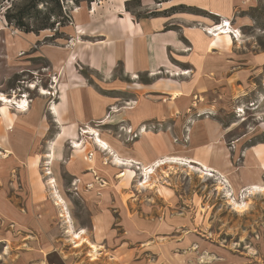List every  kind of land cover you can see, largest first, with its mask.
<instances>
[{
  "label": "rangeland",
  "instance_id": "374dc122",
  "mask_svg": "<svg viewBox=\"0 0 264 264\" xmlns=\"http://www.w3.org/2000/svg\"><path fill=\"white\" fill-rule=\"evenodd\" d=\"M12 1L5 0L0 7V92L27 98L30 110L21 113L0 102V200H15L14 206L7 205L0 211V264H264V192L247 197L245 187L235 186L226 175L235 196L246 197L247 210L238 211L226 191L217 189L214 177L201 176L186 166L164 165L151 179L153 185L143 187L142 170L112 165L106 152L98 154L97 167H85L82 158H91L98 149L87 141L82 151L72 147V140L82 138L84 127L91 125L113 149L119 145L125 154L131 151L130 145L141 136V130L150 131L155 138L166 133L171 139L167 154L182 156L185 152L181 149L189 145L190 130L185 125L180 128V118L188 115V122L210 118L220 127L231 129L222 141L232 151L233 173L260 165V182L264 183V0H235L226 19L189 4V0L126 2V8L137 18L162 17L165 30L181 35L192 28L200 32L201 40L209 39L213 35L205 26L224 20L235 30L228 37L231 48L213 49L218 51L214 58L204 57L198 65V84L196 76L171 77L168 70L160 75L162 82L171 78L180 85L194 83L190 106L201 100L211 104V110L205 113L195 106V111L190 107L157 113L159 116L143 122L144 127L131 122V100L162 101V93L148 88L129 92L127 82L133 85L134 81L120 82L116 73L108 80L125 85L119 93L100 84L106 82V76L77 64V71L95 92L88 90L82 95V111L71 99V64L67 61L71 38L75 35L81 42L82 36L85 44L92 40L75 28L77 11L82 6L95 10L98 0H60L62 14L51 20L44 19V14L31 20L50 21L55 27L32 32L6 22L4 11ZM40 6L45 11L47 5ZM206 19L208 24H204ZM177 66L183 68L179 63ZM141 76L139 79L147 82V77ZM64 85L69 91L63 104ZM43 87L53 94H41ZM177 91L179 95L173 100V96L163 94L174 109L176 99L186 95L183 90ZM52 105L60 110L62 122L52 115ZM4 110L7 124L2 119ZM74 125L77 128L72 133ZM52 144L55 161L46 165ZM255 151L261 163L252 159ZM47 167L53 171L75 228H85L87 237L103 246L99 260H91L86 243L75 248L66 233L62 209L48 193L51 185L50 176L45 174ZM123 170L127 175L121 178ZM48 195L49 201L39 198L48 199ZM44 215L55 232L53 238L39 241L42 234L29 225Z\"/></svg>",
  "mask_w": 264,
  "mask_h": 264
},
{
  "label": "crops",
  "instance_id": "0c3cea01",
  "mask_svg": "<svg viewBox=\"0 0 264 264\" xmlns=\"http://www.w3.org/2000/svg\"><path fill=\"white\" fill-rule=\"evenodd\" d=\"M127 1L128 0H98V7L95 10L91 7L84 8L82 6L80 10L77 11L75 28L78 29L79 33L87 34L92 40L90 43L85 44L81 35V42L76 41L77 37H75V35L71 38V54L68 56L67 61L71 64L70 79L71 99L73 100V104L80 109L82 106L80 105L82 95H87L88 90L95 92L93 86L87 83L85 76L77 71L76 65L78 64L89 67L95 73L97 72L102 76H106V82L100 83L107 88L106 90L110 91L115 88V92L119 93L122 88L125 87L122 83L113 84L109 82L108 79L111 78L112 74L116 73L115 78L120 82H122L121 79H130L134 81L133 85L127 82V90L129 92L137 88H139V90L148 88L150 92L162 93L160 96L164 97L162 101H154L149 98L131 100V104H133L132 108H126L131 110L129 116L134 126L139 127L143 125L144 127L146 124H143V122L150 121L159 116L157 113H161L162 115L174 112L175 110L180 111V109L183 111L190 107H192V111H195V106L196 110L207 113L211 110V104L199 100L197 104L194 101L193 105L190 106L193 92L196 88L194 83L180 85V83L178 84L176 81L171 80V78L168 79L167 82H162L160 75L165 72L167 73L166 70H168L170 76L173 77V72H178L179 70L182 72L189 69V71H187L188 74L183 75L181 73L175 76H179L183 79L196 76L194 80L198 84L200 81L197 74L199 69L198 65L203 63L204 57H207L209 60L214 58V53L218 51H214L213 49L231 48L228 37L215 39L211 36L209 39L201 40V34L197 29L190 28V31H185L186 35H181L172 29L165 30L164 18H137L133 11L126 8ZM234 2L235 0H189V4L205 9L212 15L222 16L224 19L231 15V11L234 9ZM191 16H193L192 18L197 17L196 15ZM199 21L203 23L201 19H199ZM208 23L206 19L204 24ZM78 26L80 27L78 28ZM177 63L183 68L177 66ZM187 64L190 66H187ZM117 70L121 71L119 75L117 74ZM155 72L161 73L155 74ZM135 74H139L138 77H134ZM141 75L147 77V82H143L139 79ZM208 78L211 79V75ZM163 79L165 80L166 78ZM63 89L64 104L69 88L67 85H64ZM177 90H183L186 95L176 99L177 109H174L170 105L169 97L172 96L171 94L177 93ZM131 92L134 93L133 91ZM88 94L91 93L89 92ZM163 94H168L170 96L168 97ZM105 101L109 102L107 99H105ZM6 110H4V117H1L7 124L5 117ZM80 111H82V108ZM54 116L57 117L58 121L62 122L60 110H58V114ZM188 117V115H185L183 118H180L182 124L180 128L182 129L183 125H185L189 126L190 130L189 145L187 149H181L185 152V156H182L197 158L202 162L205 161L204 163L215 169L216 172L225 174V176L229 175L231 181L237 187L244 188L251 183L260 182V165L254 166L251 164L252 167L243 168L239 174H237V172L233 173L234 170H232V168L234 169V167L231 166L232 159L230 157L232 151H230L222 141L223 137L230 132V128H222L219 123L212 121L210 118H196L188 122ZM88 127L92 126L88 125L84 128ZM75 128H77V125H74L72 128V133ZM140 133L141 136L130 145V147H132V149H130L131 151L125 154L122 147L119 145L115 146L114 148L116 150H114L123 158L132 159L145 166L152 165L157 159L170 156L167 154V151L171 148V139L166 133H164L161 138H155L156 135L148 130L145 132L141 130ZM86 139L85 142L87 141L88 145L97 148L92 139ZM262 150L264 151V149ZM97 152L102 154L99 150ZM256 152L257 151L252 153L254 154L252 159L258 160L259 163L262 159L259 155H256ZM88 160V156H85L80 162H82L85 167L96 166L95 162H89ZM91 167L89 169H91ZM48 193H50V191H48ZM48 193L45 192V194ZM39 198L43 201H49L50 196L48 195V199ZM14 201L15 200L10 198H8V201L3 200L2 202V200H0V211L5 209L7 205L14 206ZM29 227L38 230L39 233L42 234L39 241L49 239L48 236L51 238L54 237L53 232L55 231L51 229L53 227L48 224V219L45 215L33 223V225H29ZM29 243L33 244L34 241H29Z\"/></svg>",
  "mask_w": 264,
  "mask_h": 264
},
{
  "label": "bare ground",
  "instance_id": "6f19581e",
  "mask_svg": "<svg viewBox=\"0 0 264 264\" xmlns=\"http://www.w3.org/2000/svg\"><path fill=\"white\" fill-rule=\"evenodd\" d=\"M206 31L213 35V38L218 39L220 37H229L233 31L232 26L230 23L226 20L221 22V24H214V25H208L206 26ZM171 72V71H170ZM173 72V71H172ZM161 73V72H155V74ZM188 74L187 71H182V72H173L172 75H180V74ZM154 74V75H155ZM134 77H138V75H134ZM179 77V76H178ZM40 93L43 95H48V94H53L52 91L46 89V88H41ZM179 94L173 93L172 99H175ZM0 102H2V105L4 107L8 106H13L16 111L24 113L29 111L30 109V103L29 100L25 97H22V99L18 98V96L13 95V96H8L5 93L0 92ZM53 108H50V111L52 110V115H57L58 110L55 105H52ZM245 112V110H241ZM54 117V116H53ZM89 138L92 139V141L95 143V146L101 153H105L109 155L112 158V165L115 166H120V167H126L129 168L130 170L132 169H140L142 170L144 177L143 180L141 179V186L143 187H149L153 185L152 178L154 174L157 173V170L160 168H163L164 165L169 164L171 167L174 165H181V166H186L188 170H194L198 171L201 173V176L208 175L210 177H214L218 181L217 189L220 191H226V196L229 198V202L234 206V208L238 211L240 210H247V200L245 201V198H240L236 197L235 195V189L232 187L231 182L227 179V177L224 174H221L219 172H216L215 169L212 167H209L207 164L202 162L201 160L197 158H188L184 156H179V155H170L166 156L161 159H157L152 165H142L141 163L134 161L132 159H126L123 158L122 156L117 153L113 147L103 138H101L100 133L97 129H94L92 127H88L83 129V136L80 139H73L72 140V147L74 148L75 151H82L85 146V139ZM8 151V150H7ZM54 151L55 147L52 144L51 149L49 151V154L46 155L47 162L46 165H52L55 161L54 159ZM9 153V152H7ZM98 152H93L90 154L89 162H95V165H97L98 162ZM8 156V155H4ZM3 157V156H2ZM105 158V157H104ZM107 163V162H105ZM104 163V164H105ZM96 167V166H95ZM48 171H46V175L50 176L49 177V184L51 185L50 192L55 198L56 205L62 209V215L64 217L65 223H66V233L70 237L72 243L74 244L75 248L82 247L85 243L90 247L89 250V256L91 257L92 261L99 260V257L102 254V248L103 246L92 242L88 237H87V230L85 228H80L76 229L73 223V220L71 218V215L68 210L67 202L65 198L60 194V191L58 190L57 186V181L53 176V171L51 170L50 167H47ZM94 173H96V170H93ZM166 175L168 174L167 171H165ZM126 172L123 170L119 177L124 178L126 176ZM151 188V187H150ZM241 192V191H240ZM246 192L247 197L260 194L264 192V183L263 182H258V183H252L248 186H246L243 190V193ZM242 193V194H243Z\"/></svg>",
  "mask_w": 264,
  "mask_h": 264
},
{
  "label": "trees",
  "instance_id": "16d2710c",
  "mask_svg": "<svg viewBox=\"0 0 264 264\" xmlns=\"http://www.w3.org/2000/svg\"><path fill=\"white\" fill-rule=\"evenodd\" d=\"M82 0H76L80 3ZM92 2L94 0H86ZM5 0H0V7H4ZM40 5H47L45 11ZM44 14V19L51 20L52 16L62 14L60 0H13L5 9L4 18L9 25L22 29L25 32L40 31L54 28V23L43 21L33 23L32 18L39 19Z\"/></svg>",
  "mask_w": 264,
  "mask_h": 264
}]
</instances>
